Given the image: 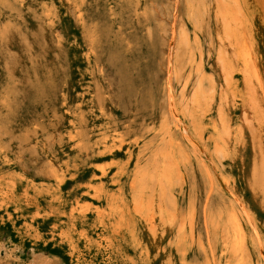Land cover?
Masks as SVG:
<instances>
[{
    "label": "rangeland",
    "instance_id": "obj_1",
    "mask_svg": "<svg viewBox=\"0 0 264 264\" xmlns=\"http://www.w3.org/2000/svg\"><path fill=\"white\" fill-rule=\"evenodd\" d=\"M0 50V264H264V0H0Z\"/></svg>",
    "mask_w": 264,
    "mask_h": 264
},
{
    "label": "bare ground",
    "instance_id": "obj_2",
    "mask_svg": "<svg viewBox=\"0 0 264 264\" xmlns=\"http://www.w3.org/2000/svg\"><path fill=\"white\" fill-rule=\"evenodd\" d=\"M78 5H76V7H77ZM152 6H154V5H152ZM174 7H176V6H174ZM156 9V8H155ZM157 11V10H156ZM175 11V10H174ZM79 14H81L82 15V13H79ZM203 16H204V13H203ZM208 17V16H207ZM157 18V17H156ZM145 20H147V19H145ZM174 21V20H173ZM205 21H206V19H205ZM50 22V21H49ZM202 22V21H201ZM204 22V21H203ZM207 22V21H206ZM207 24V23H206ZM3 24H1V26H2ZM148 28V27H147ZM40 30V29H39ZM172 30V29H171ZM173 30H174V28H173ZM167 32V31H166ZM173 32V31H172ZM172 32H170V33H172ZM40 33V32H39ZM55 33V32H54ZM164 33H165V30H164ZM173 35V34H172ZM186 35V34H185ZM24 36V35H23ZM38 36V35H37ZM41 36H42V34H41ZM188 36V35H187ZM225 36H227L226 34H225ZM219 37V36H218ZM217 37V38H218ZM230 37V36H229ZM219 38H221V37H219ZM227 38V37H226ZM44 39V38H43ZM231 40H232V38H230ZM180 40V39H179ZM219 40V39H218ZM227 40V39H226ZM229 40V39H228ZM236 40V39H235ZM199 41V40H198ZM212 41V40H211ZM210 41V42H211ZM238 41V40H237ZM43 43H44V40L42 41ZM200 42V41H199ZM185 43V42H184ZM215 43V42H214ZM188 44V43H187ZM217 44H219V43H217ZM38 45V44H37ZM182 46V45H181ZM186 46V45H185ZM185 46H183V47H185ZM188 46V45H187ZM201 46V45H200ZM211 46H212V44H211ZM218 46H220V44L218 45ZM233 46V45H232ZM191 47V46H190ZM187 48V47H186ZM185 48V49H186ZM221 48V47H220ZM220 48H217V50L218 49H220ZM179 49V48H178ZM190 49V48H189ZM223 49V48H222ZM29 50V49H28ZM43 50V49H42ZM170 50V49H169ZM4 51V50H3ZM2 51V52H3ZM24 51V50H23ZM183 51H185V50H183ZM187 51H188V49H187ZM199 51V50H198ZM227 51V50H226ZM226 51H224V49H223V52H225L226 53ZM0 52H1V50H0ZM6 52V51H5ZM4 52V53H5ZM15 52V51H14ZM211 52V51H210ZM217 53H218V51H216ZM185 53V52H184ZM228 53V52H227ZM41 54V53H40ZM167 54H169V53H167ZM171 54V53H170ZM186 54V53H185ZM201 54V53H200ZM221 54V53H220ZM219 54V55H220ZM188 55H191V53H188ZM223 55V54H222ZM225 55V54H224ZM244 55V54H243ZM1 56V55H0ZM4 56H5V54H4ZM168 56H170V55H168ZM167 56V58H169ZM3 57V56H2ZM1 57V58H2ZM171 57V56H170ZM176 57V56H175ZM188 57H190V56H188ZM216 57L217 58H220L218 55H216ZM225 57H227L226 55H225ZM232 58V57H231ZM230 58V59H231ZM3 59V58H2ZM1 59V60H2ZM190 59V58H189ZM221 59V58H220ZM225 59V58H224ZM227 59V58H226ZM229 59V60H230ZM169 60H171V59H169ZM194 60V59H193ZM222 60V59H221ZM4 62V61H3ZM167 62H170V61H167ZM200 62V61H199ZM221 62V61H220ZM225 62V61H224ZM223 62V63H224ZM219 63V62H218ZM222 63V64H223ZM227 63V62H226ZM231 63H232V61H231ZM253 63V62H252ZM167 64V63H166ZM169 64V63H168ZM221 64V63H220ZM221 64V65H222ZM170 65H171V63H170ZM201 65V63L199 64V66H198V64H197V66L198 67H201L200 66ZM221 65H220V68H221ZM224 65H225V63H224ZM229 65V64H228ZM227 65V66H228ZM169 66V65H168ZM167 66V67H168ZM223 66V65H222ZM232 66H234L233 64H232ZM231 66V67H232ZM229 67H230V65H229ZM163 68V67H162ZM234 68V67H233ZM235 69V68H234ZM7 70V69H6ZM168 70V69H167ZM202 70V69H201ZM228 70V69H227ZM229 70H230V68H229ZM228 70V71H229ZM245 70V69H244ZM3 71H5V69H3ZM169 71V70H168ZM6 72V71H5ZM225 72V71H224ZM227 72V71H226ZM247 73H248V71H246ZM255 72H257V71H255ZM3 73V72H2ZM179 73V72H178ZM203 73H204V70H203ZM222 73V72H221ZM12 74V73H11ZM209 74L211 75V73L209 72ZM223 74V73H222ZM230 74H231V70H230V73H228L227 72V75H229L230 76ZM232 74H233V72H232ZM243 74H245V73H243ZM7 76H8V78H9V74H6ZM168 75V74H167ZM213 75V74H212ZM247 75V74H246ZM250 75V74H249ZM12 76V75H11ZM214 76V75H213ZM168 77H169V75H168ZM227 77V76H226ZM232 77V76H231ZM249 77V76H248ZM258 77V76H257ZM2 78V77H1ZM1 78H0V80H1ZM12 78V77H11ZM201 78V80H202V77H200ZM203 78H204V75H203ZM207 78V77H206ZM251 78V77H250ZM10 79V78H9ZM223 79H226V78H223ZM232 78H230V80H231ZM252 79V78H251ZM259 79V78H258ZM257 79V80H258ZM3 80V79H2ZM227 80H229L228 78H227ZM246 79H244V81H245ZM6 81V80H5ZM10 81V80H9ZM168 81H169V79H168ZM214 81V80H213ZM259 81V80H258ZM167 82V81H166ZM215 82V81H214ZM5 83V82H4ZM169 83V82H168ZM227 83V82H226ZM0 85H1V83H0ZM8 85H9V83H8ZM14 85V84H13ZM227 85V84H226ZM206 86V85H205ZM212 86V85H211ZM210 86V87H211ZM248 86V85H247ZM205 88V87H204ZM207 88V87H206ZM213 88H214V86H213ZM170 90V89H169ZM207 90V89H206ZM224 90V89H223ZM231 90V89H230ZM213 91V90H212ZM183 92V91H182ZM226 92V91H225ZM213 93H214V91H213ZM240 93H242V92H240ZM182 94H184V93H182ZM231 94V93H230ZM227 95V94H226ZM248 96V95H247ZM186 97V96H185ZM227 97V96H226ZM238 97V96H237ZM251 97V96H250ZM249 97V98H250ZM196 101H198V99H199V97H198V95H196ZM213 98V97H212ZM240 98V97H239ZM172 99V98H171ZM226 100H227V98H226ZM254 100V99H253ZM220 101V103H221V100H219ZM173 102V101H172ZM23 105V104H22ZM172 105V104H171ZM222 105V104H221ZM226 105H227V103H226ZM209 106V105H208ZM217 106V105H216ZM172 107V106H171ZM218 107V106H217ZM233 107V106H232ZM251 107V106H250ZM244 108V107H243ZM169 109H172V108H170L169 107ZM173 110V109H172ZM185 110V109H184ZM183 110V111H184ZM220 111L219 112H221L222 111V113H223V110H222V107H221V109H219ZM171 111V110H170ZM246 111V110H245ZM176 112V111H175ZM171 113V112H170ZM172 113H174V112H172ZM243 113H246V112H244L243 111ZM166 115V114H165ZM174 115V114H173ZM222 115H225L224 113L222 114ZM170 116H171V114H170ZM193 116V115H192ZM201 116H202V114H201ZM224 118V117H223ZM243 118H246V115L244 114V117ZM170 119V118H169ZM173 119V118H172ZM221 119V118H220ZM249 120H250V118H248ZM246 120V119H245ZM169 121V120H168ZM193 121V120H192ZM221 121H224L223 119H221ZM221 121H220V123H221ZM162 122L160 121V123L159 124H161ZM194 123H195V120H194ZM247 123H248V121H247ZM252 123V122H251ZM165 124H166V120H165ZM198 124V123H197ZM169 125V124H168ZM170 125H171V123H170ZM167 126V125H166ZM175 126H176V123H175ZM206 126V125H205ZM225 126V125H224ZM224 126H223V128H224ZM253 126V125H252ZM198 127H199V125H198ZM253 129V128H252ZM153 130V129H152ZM206 130V129H205ZM225 130V129H224ZM227 130V129H226ZM161 131V130H160ZM172 131V130H171ZM196 132V131H195ZM207 132V131H206ZM217 132V131H216ZM168 133V132H167ZM219 133V132H218ZM170 135H171V132L169 133ZM182 134V133H181ZM211 134V133H210ZM164 135V134H163ZM166 135V134H165ZM198 135V134H197ZM17 136H19V135H17ZM185 136V135H184ZM206 136V135H205ZM220 136V135H219ZM183 137V136H182ZM190 137V136H189ZM207 137V136H206ZM212 137H214V136H212ZM162 138H164V136L162 137ZM184 139V138H183ZM189 139V138H188ZM253 139V138H252ZM167 140H168V137H167ZM193 141V140H192ZM191 141V142H192ZM196 141V140H195ZM215 141V140H214ZM46 142V141H45ZM185 142V141H184ZM21 143V142H20ZM185 144V143H184ZM195 143H193V145H194ZM218 144V143H217ZM173 145V144H172ZM220 145V144H219ZM43 146V145H42ZM175 146V145H174ZM181 146V145H180ZM187 146V145H186ZM221 147V146H220ZM81 148V147H80ZM181 148V147H180ZM182 148H184V147H182ZM196 148V147H195ZM171 149V148H170ZM176 149H177V147H176ZM222 149H223V147H222ZM222 149H221V152H222ZM24 150V149H23ZM28 150V149H27ZM165 150V149H164ZM216 150V149H215ZM254 150V149H253ZM262 151V150H261ZM178 152V151H177ZM191 152V151H190ZM195 152V151H194ZM198 152V151H197ZM200 152V151H199ZM219 153H220V151H218ZM192 153V152H191ZM203 153H204V151H203ZM166 154V153H165ZM168 154V153H167ZM194 154V153H193ZM17 155V154H16ZM143 155V154H142ZM200 155V154H199ZM204 155V154H203ZM185 156V155H184ZM33 157V156H32ZM195 157V156H194ZM186 158V157H185ZM202 158V157H201ZM200 158V159H201ZM138 159V158H137ZM264 159V158H263ZM263 159H261V161H260V163H262V160ZM180 160V159H179ZM183 160V159H182ZM204 160V159H203ZM164 161V160H163ZM18 162V161H17ZM167 162V161H166ZM180 162V161H179ZM196 162V161H195ZM202 162V161H201ZM204 162V161H203ZM202 162V163H203ZM19 163V162H18ZM171 164V163H170ZM184 164V163H183ZM183 164H181V165H183ZM168 165V164H167ZM202 165V164H201ZM205 165V164H204ZM23 166V165H22ZM172 166H173V164H172ZM254 165H252V167H253ZM261 167H262V165H260ZM164 167H165V165H164ZM23 168V167H22ZM167 168H168V166H167ZM170 168V167H169ZM201 168V167H200ZM263 168H264V166H263ZM24 169V168H23ZM175 169H177L178 170V168H175ZM204 170V169H203ZM202 170V171H203ZM253 170H254V168H253ZM176 171V170H175ZM205 171V170H204ZM209 170H207V172H208ZM215 171V170H214ZM255 171V170H254ZM261 171V170H260ZM178 172V171H177ZM193 172V171H192ZM201 172V171H200ZM263 172V171H262ZM143 173V172H142ZM205 173V172H204ZM209 174V173H208ZM217 174V173H216ZM264 174V173H263ZM263 174L261 175V176H263ZM9 175V174H8ZM153 175V174H152ZM203 175V174H202ZM177 176H178V173H177ZM176 176V177H177ZM252 176V175H251ZM168 177V176H167ZM208 177V176H207ZM253 177V176H252ZM264 177V176H263ZM2 178V177H1ZM170 178V177H169ZM168 178V179H169ZM210 178H212V177H210ZM233 178V177H232ZM262 178V177H261ZM8 179V178H7ZM179 179V178H178ZM11 180V179H10ZM170 181H171V179H170ZM212 181V180H211ZM221 181V180H220ZM252 181V180H251ZM6 182V181H5ZM178 182V181H177ZM185 182V181H184ZM262 182V181H261ZM252 183V182H251ZM263 183H264V181H263ZM211 184H212V182H211ZM6 185H8V184H6ZM209 186H210V184H209ZM11 188V187H10ZM211 188H212V186H211ZM226 188V187H225ZM6 190H7V188H6ZM10 190V189H9ZM209 191V190H208ZM228 191V190H227ZM6 192V191H5ZM9 192V191H8ZM121 192V191H120ZM7 193V192H6ZM264 194V193H263ZM234 195V194H233ZM123 196V195H122ZM206 196H207V194H206ZM209 196V195H208ZM234 197H235V195H234ZM4 198V197H3ZM121 198V197H120ZM196 198V197H195ZM236 198V197H235ZM205 200H207V198L205 199ZM238 200V199H237ZM122 201V200H121ZM124 201V200H123ZM137 202V201H136ZM125 203H127V202H125ZM241 202H239V204H240ZM206 204V203H205ZM247 204V203H246ZM124 205V204H123ZM128 205V204H127ZM241 205V204H240ZM112 206V205H111ZM111 206H110V208H111ZM116 207V206H115ZM119 207H120V205H119ZM118 207V208H119ZM204 207V206H203ZM126 208V207H125ZM120 209V208H119ZM126 209H128V208H126ZM161 209V208H160ZM172 209V208H171ZM129 210V209H128ZM104 211V210H103ZM195 211V210H194ZM242 211L244 212V215L247 217V220H248V222L252 225V228H253V230H254V233H255V235L256 236H258V233H261V232H257V227H256V223H255V221H254V218L252 217V215H251V213H249L248 212V210L245 208V207H243V205H242ZM114 212H115V210H114ZM130 212V211H129ZM205 212V211H204ZM121 214H122V212H120ZM161 214V212L160 211H157V210H153L152 211V213H151V216L150 217H154V215L155 214ZM124 214V213H123ZM130 214V213H129ZM168 214H169V212H168ZM174 215V214H173ZM129 216H131V215H129ZM188 216V215H187ZM204 216V215H203ZM126 217V216H125ZM218 217V216H217ZM115 218V217H114ZM175 218H176V216H175ZM175 218H173V219H175ZM120 219V218H119ZM122 219V218H121ZM230 219H231V228H233V231H234V234H233V240L231 241V243H229L227 246H226V253L227 252H229L230 250H233L234 252H241V251H243V249H244V247H245V242H246V229H245V223L242 221V218H241V216L239 215V212L236 210V209H234V210H232V212H231V214H230ZM246 219V218H245ZM123 220H125V218L123 217ZM161 220V219H160ZM205 220V219H204ZM117 221V220H116ZM205 222V221H204ZM208 222V221H207ZM132 223V222H131ZM134 223V222H133ZM205 224V223H204ZM126 225V224H125ZM120 226H123V225H121L120 224ZM130 226V225H129ZM128 226V227H129ZM133 226H134V224H133ZM247 226V225H246ZM127 227V226H126ZM155 228V227H154ZM128 229V228H127ZM134 230H135V228H134ZM128 231V230H127ZM207 231V230H206ZM130 232V231H129ZM133 232V231H132ZM131 233V232H130ZM129 233V234H130ZM206 233V232H205ZM132 234V233H131ZM184 235H185V229H184V226H181V229H180V231H179V237H181V238H184ZM132 236V235H131ZM187 236V235H186ZM136 237V236H135ZM207 237V236H206ZM180 238V239H181ZM136 239V238H135ZM179 239V240H180ZM192 239H193V237H192ZM260 238L258 237V240H259ZM199 241V240H198ZM263 241V240H262ZM181 242V241H180ZM134 244V243H133ZM140 244V243H139ZM260 244H261V240H260ZM192 246V245H191ZM259 246V245H258ZM210 247V246H209ZM252 247V246H251ZM253 248V247H252ZM260 252V251H259ZM205 253V252H204ZM212 253V252H211ZM243 253V252H242ZM264 254V253H263ZM206 255V254H205ZM213 255V254H212ZM243 255V254H242ZM264 257V256H263ZM205 261H206V259H205ZM204 261V262H205ZM237 261V260H236ZM235 261V262H236ZM170 262V261H169ZM185 262V261H184ZM207 262V261H206ZM225 263V262H224ZM237 264H247V261L245 260V258L244 257H242L238 262H237ZM263 264V263H262Z\"/></svg>",
    "mask_w": 264,
    "mask_h": 264
}]
</instances>
